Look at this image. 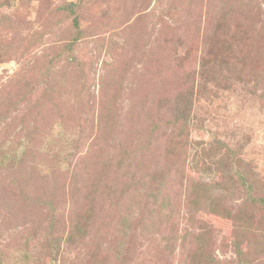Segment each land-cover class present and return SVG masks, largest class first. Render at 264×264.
Returning a JSON list of instances; mask_svg holds the SVG:
<instances>
[{"label": "rangeland", "instance_id": "obj_1", "mask_svg": "<svg viewBox=\"0 0 264 264\" xmlns=\"http://www.w3.org/2000/svg\"><path fill=\"white\" fill-rule=\"evenodd\" d=\"M0 264H264V0H0Z\"/></svg>", "mask_w": 264, "mask_h": 264}]
</instances>
